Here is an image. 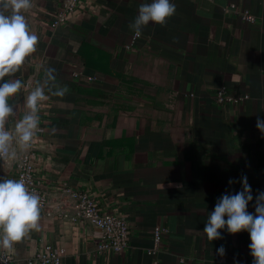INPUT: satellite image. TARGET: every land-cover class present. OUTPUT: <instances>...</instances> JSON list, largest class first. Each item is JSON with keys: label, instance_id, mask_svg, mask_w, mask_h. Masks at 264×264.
I'll return each instance as SVG.
<instances>
[{"label": "crops", "instance_id": "1", "mask_svg": "<svg viewBox=\"0 0 264 264\" xmlns=\"http://www.w3.org/2000/svg\"><path fill=\"white\" fill-rule=\"evenodd\" d=\"M142 2L32 0L25 13L39 42L12 77L31 86L10 101L8 126L47 69L67 92L48 93L31 149L0 163V176L16 179L31 152L45 186L88 194L100 211L126 217L131 236L123 252H100L98 228L41 212L39 228L9 252L14 264L48 245L65 251L61 264H252L248 232L221 230L223 238L210 241L203 229L218 198L241 190L242 175L253 190L249 211L264 191V134L256 126L264 118V0H172L177 11L167 23L150 22L135 40L129 25ZM222 87L250 97L219 105ZM156 229L163 235L154 257Z\"/></svg>", "mask_w": 264, "mask_h": 264}, {"label": "clouds", "instance_id": "2", "mask_svg": "<svg viewBox=\"0 0 264 264\" xmlns=\"http://www.w3.org/2000/svg\"><path fill=\"white\" fill-rule=\"evenodd\" d=\"M31 7L32 0H0V163L15 161L18 152L31 149L41 123L40 108L48 99V93L63 97L67 92V87L54 83L55 69H47V78L31 87L24 96L23 115L8 126L15 115L10 101L31 86V81L12 78L36 51L39 42L25 15ZM176 11L172 0H143L129 27L140 37L150 22L164 25ZM256 126L264 134V118L258 117ZM235 182L230 179L229 185ZM239 182L241 190L226 191L218 198L214 210L207 216L203 232L210 241L223 238L221 230L230 234L248 232L252 264H264V191L256 195L255 211L251 212L248 208L254 197L247 175H242ZM41 207L40 195L30 191L23 179L0 176V248L11 252L31 230L38 229ZM217 252L223 257L226 249L221 245Z\"/></svg>", "mask_w": 264, "mask_h": 264}, {"label": "built area", "instance_id": "3", "mask_svg": "<svg viewBox=\"0 0 264 264\" xmlns=\"http://www.w3.org/2000/svg\"><path fill=\"white\" fill-rule=\"evenodd\" d=\"M70 11L60 12L55 18L53 25L57 26L60 23H65L71 15ZM240 15L249 23L256 21V17L249 12H244ZM138 38L134 36L135 40ZM249 97L248 94H230L225 87H222L216 92L215 99L219 105H242ZM16 179H23L30 191L40 195L42 204L41 212L48 218L59 216L73 224L87 222L98 228L103 239V244L99 247L100 252L109 251L121 253L129 247L131 230L126 217L100 211L95 200L79 190L72 189L68 186H62L61 188L52 190L45 186L42 180L36 176L33 154L31 152L25 155L18 163ZM162 235V230H155V248L149 251V254L154 257H157L159 254ZM64 255V250H56L54 247L48 245L33 258H29L27 263L61 264ZM0 264H14V259L11 254L3 248H0ZM156 264H158L157 261Z\"/></svg>", "mask_w": 264, "mask_h": 264}]
</instances>
